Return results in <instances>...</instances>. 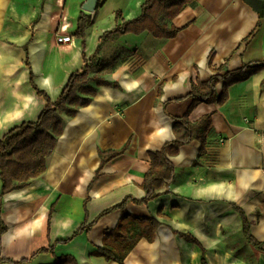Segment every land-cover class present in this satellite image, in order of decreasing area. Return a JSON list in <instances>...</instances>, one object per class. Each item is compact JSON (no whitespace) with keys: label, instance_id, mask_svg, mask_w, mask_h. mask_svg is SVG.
Wrapping results in <instances>:
<instances>
[{"label":"crops","instance_id":"obj_1","mask_svg":"<svg viewBox=\"0 0 264 264\" xmlns=\"http://www.w3.org/2000/svg\"><path fill=\"white\" fill-rule=\"evenodd\" d=\"M145 1L100 0L90 13L83 9L87 0H0V138L45 111L47 102L32 86L31 74L55 102L70 76L85 69L83 42L75 36L82 11L93 19L86 32L89 59L103 34L117 27L116 13L127 21L138 18ZM173 24L181 31L172 40L148 32L118 40L137 50L130 63L106 76L119 88L101 87L76 117L64 115L44 173L8 191L0 178L8 227L3 258L20 262L51 247L77 264H120L94 253L130 214L154 217L160 226L152 242H138L125 264H264V253L249 245L242 216L234 210L245 211L253 236L264 245V70L232 85L224 105L204 104L191 113L193 122L213 115L207 154L199 158L201 144L193 141L170 157L176 179L169 193L101 216L127 197H146L141 184L151 166L149 153L175 139L174 120L188 113L192 100H174L213 76L210 59L216 67L228 64L229 71L264 62V0H196ZM64 36L71 42H60ZM128 143L126 153L108 161L95 179L100 152L120 151ZM85 221L93 225L89 231L57 244ZM55 261L54 254L40 253L25 264Z\"/></svg>","mask_w":264,"mask_h":264},{"label":"trees","instance_id":"obj_2","mask_svg":"<svg viewBox=\"0 0 264 264\" xmlns=\"http://www.w3.org/2000/svg\"><path fill=\"white\" fill-rule=\"evenodd\" d=\"M194 1L196 0H146L142 6L143 11L141 16L130 21L123 18L122 12H117V27L103 34L96 50V54L89 59L85 52L86 32L93 24V19L89 13L87 14L85 11H82L78 18V27L75 36L83 42L85 69L82 71H75V73L70 76L68 79L69 82L63 89L61 97L55 102L37 88L35 82H33L34 76L31 74L32 86L35 88L39 96L45 98L47 106L38 120L33 123L24 122L19 127L10 130L6 135L0 138V160L2 158H7V156L11 154L12 143L14 140L26 134L28 131L34 132L42 130L46 123H49L50 126L53 127V121H58V135L57 137H54L53 144L45 155L46 158H49L53 153L52 151L59 136L63 133L65 127L64 115L68 118L76 117L82 108L88 107L91 104L94 98L98 95V89L101 87L107 86L115 89L119 88V84L109 81L106 76L114 73L119 67L130 63L137 54V50H128L118 45V40L123 35L131 33L141 35L145 32H148L158 40H172L176 38L181 30L173 24V19L179 16L188 5L192 4ZM258 27H260V23ZM209 62L210 68L214 73L213 76L207 81L198 80L193 83L191 92L187 96L176 98L174 100H192L188 113L182 117H176L174 120L175 125L173 127V133L175 134V139L166 142L163 145L162 150L157 152L151 151L149 153L151 166L145 174V179L141 184L142 190L146 192V197L143 200H135L132 197H127L122 203L108 209V211L102 213L101 216L108 215V213L112 211L124 208L128 202L147 205L150 201L164 195V193H169L170 190H168V188L176 179V166L170 160V157L177 156L181 147L189 145L193 141H198L201 144L202 148L199 153V158H202L207 154L206 146L209 136L208 131L213 122V115H204L200 120L193 122L190 119L191 113L204 104L216 106L224 105L229 99V91L232 85L246 82V80H249L260 73V71L264 70V62L261 61L245 63L243 67L231 71L228 69V64L216 67L212 59H210ZM26 65L31 69L29 57L26 60ZM220 84H222L221 89H219ZM161 91L162 89L159 91V96H161ZM129 145L130 143L120 151H101V167L97 171L95 179L100 175L107 162L126 153ZM196 164H199V161H197ZM46 168L47 166L40 172V174L44 173ZM0 178L2 179L1 176ZM3 182L5 185L6 182L4 179ZM24 186L25 184H22L12 190L22 189ZM0 196V264H25L40 253L54 254L56 258L54 264H77L76 259L72 256H57L54 248L51 247L43 248L39 250L38 254L20 262L3 258V236L8 231V227L2 218L4 211V193L2 192ZM234 210L242 216L243 231L249 245H252L258 252L264 253V245L253 236L252 230H250L249 219L245 211L238 206H236ZM120 220L118 226L106 234L103 246L98 248L94 253V256L97 255L105 258L107 261L113 260L117 263L125 264V258L134 249L138 242L143 238L152 242L155 239L156 232L160 226L159 221L154 217H135L130 214H125ZM92 226L93 225H89L88 222L85 221L71 238L66 241L57 242V244H67L68 242L73 241L81 235V233L89 231ZM183 236L188 240L199 244L192 236Z\"/></svg>","mask_w":264,"mask_h":264},{"label":"rangeland","instance_id":"obj_3","mask_svg":"<svg viewBox=\"0 0 264 264\" xmlns=\"http://www.w3.org/2000/svg\"><path fill=\"white\" fill-rule=\"evenodd\" d=\"M53 127L46 123L42 130L28 131L12 143L11 154L0 160V176L7 183L6 191L28 183L46 167V154L58 133V121Z\"/></svg>","mask_w":264,"mask_h":264},{"label":"water","instance_id":"obj_4","mask_svg":"<svg viewBox=\"0 0 264 264\" xmlns=\"http://www.w3.org/2000/svg\"><path fill=\"white\" fill-rule=\"evenodd\" d=\"M100 0H87V2L84 4L83 9L86 12L94 13L99 5Z\"/></svg>","mask_w":264,"mask_h":264},{"label":"built area","instance_id":"obj_5","mask_svg":"<svg viewBox=\"0 0 264 264\" xmlns=\"http://www.w3.org/2000/svg\"><path fill=\"white\" fill-rule=\"evenodd\" d=\"M60 42L69 43V42H71V38L68 36L60 37Z\"/></svg>","mask_w":264,"mask_h":264}]
</instances>
